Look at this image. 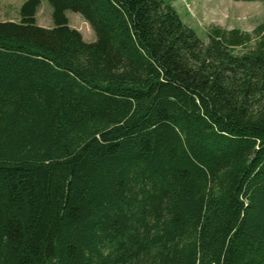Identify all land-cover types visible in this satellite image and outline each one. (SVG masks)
<instances>
[{"label": "trees", "instance_id": "1", "mask_svg": "<svg viewBox=\"0 0 264 264\" xmlns=\"http://www.w3.org/2000/svg\"><path fill=\"white\" fill-rule=\"evenodd\" d=\"M46 1L0 22V264H264V23Z\"/></svg>", "mask_w": 264, "mask_h": 264}, {"label": "rangeland", "instance_id": "2", "mask_svg": "<svg viewBox=\"0 0 264 264\" xmlns=\"http://www.w3.org/2000/svg\"><path fill=\"white\" fill-rule=\"evenodd\" d=\"M24 1L0 0V22H17L19 9ZM172 7L182 23L193 29L204 44L208 43L207 32L211 27L225 30L238 29L251 34L256 26L264 23V1L176 0L172 3ZM65 15L69 26L77 30L85 42L95 41L94 32L80 14L66 11ZM36 23L37 26L46 29L53 27L52 8L46 0H40ZM252 38L251 45H253L255 37ZM242 52V48L234 49L235 54Z\"/></svg>", "mask_w": 264, "mask_h": 264}, {"label": "crops", "instance_id": "3", "mask_svg": "<svg viewBox=\"0 0 264 264\" xmlns=\"http://www.w3.org/2000/svg\"><path fill=\"white\" fill-rule=\"evenodd\" d=\"M93 42V41H92Z\"/></svg>", "mask_w": 264, "mask_h": 264}]
</instances>
